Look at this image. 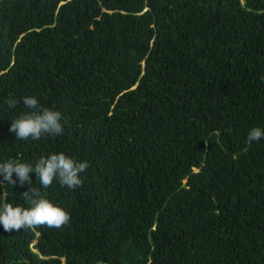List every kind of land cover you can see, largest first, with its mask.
I'll list each match as a JSON object with an SVG mask.
<instances>
[{"label":"trees","instance_id":"1","mask_svg":"<svg viewBox=\"0 0 264 264\" xmlns=\"http://www.w3.org/2000/svg\"><path fill=\"white\" fill-rule=\"evenodd\" d=\"M25 95L62 113L60 135L16 140ZM254 126L264 0H0V160L89 165L77 189H41L67 224L0 226V264H264Z\"/></svg>","mask_w":264,"mask_h":264},{"label":"clouds","instance_id":"2","mask_svg":"<svg viewBox=\"0 0 264 264\" xmlns=\"http://www.w3.org/2000/svg\"><path fill=\"white\" fill-rule=\"evenodd\" d=\"M18 101L14 96L4 100L8 109L14 110ZM25 111L12 119L9 131L16 140L39 141L43 137L58 136L63 132L62 113L52 107L41 105L35 95L22 97ZM264 139V127L254 126L248 134V142ZM89 167L86 160H80L65 152H53L40 156L34 163L17 158L0 160V184L13 187L28 185L22 193L24 204L0 201V226L4 231H20L39 225L60 228L70 221L69 211L42 194L41 189L50 188L54 182L61 187L75 190L83 184L82 174ZM39 187L32 186V174Z\"/></svg>","mask_w":264,"mask_h":264}]
</instances>
